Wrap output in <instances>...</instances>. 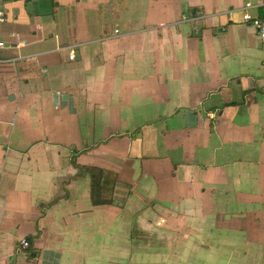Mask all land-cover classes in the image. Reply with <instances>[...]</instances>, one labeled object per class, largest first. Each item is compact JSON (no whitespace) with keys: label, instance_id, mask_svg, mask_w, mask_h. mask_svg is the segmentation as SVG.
Listing matches in <instances>:
<instances>
[{"label":"crops","instance_id":"obj_1","mask_svg":"<svg viewBox=\"0 0 264 264\" xmlns=\"http://www.w3.org/2000/svg\"><path fill=\"white\" fill-rule=\"evenodd\" d=\"M0 12V264H264V0Z\"/></svg>","mask_w":264,"mask_h":264},{"label":"built area","instance_id":"obj_2","mask_svg":"<svg viewBox=\"0 0 264 264\" xmlns=\"http://www.w3.org/2000/svg\"><path fill=\"white\" fill-rule=\"evenodd\" d=\"M4 19H5L4 12H0V20L3 21ZM243 19L245 22L250 23L257 28L262 41H264V19L258 18V17L254 18L248 13H245L243 15ZM5 45H6V43L4 41L0 40V47H4ZM70 57L73 58L74 54H71ZM15 60H17V58H14L11 60L0 59V63L15 62ZM213 115L214 114H212V116ZM20 241H21V244L24 248H28L31 246V241L29 240L28 237H24Z\"/></svg>","mask_w":264,"mask_h":264},{"label":"trees","instance_id":"obj_3","mask_svg":"<svg viewBox=\"0 0 264 264\" xmlns=\"http://www.w3.org/2000/svg\"><path fill=\"white\" fill-rule=\"evenodd\" d=\"M75 161V160H74ZM79 167V166H78ZM85 172H91L92 175V188L95 189H104V185L102 184V179L105 176V171L100 168L95 167H79ZM110 192V191H109ZM109 194V193H107Z\"/></svg>","mask_w":264,"mask_h":264},{"label":"water","instance_id":"obj_4","mask_svg":"<svg viewBox=\"0 0 264 264\" xmlns=\"http://www.w3.org/2000/svg\"><path fill=\"white\" fill-rule=\"evenodd\" d=\"M5 137L4 136H0V142H5Z\"/></svg>","mask_w":264,"mask_h":264}]
</instances>
